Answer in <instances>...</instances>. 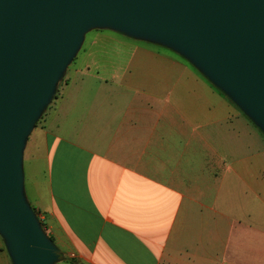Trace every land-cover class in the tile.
Segmentation results:
<instances>
[{
	"label": "crops",
	"instance_id": "1",
	"mask_svg": "<svg viewBox=\"0 0 264 264\" xmlns=\"http://www.w3.org/2000/svg\"><path fill=\"white\" fill-rule=\"evenodd\" d=\"M85 47L22 153L31 206L59 254L264 264L262 132L173 52L108 30Z\"/></svg>",
	"mask_w": 264,
	"mask_h": 264
},
{
	"label": "water",
	"instance_id": "2",
	"mask_svg": "<svg viewBox=\"0 0 264 264\" xmlns=\"http://www.w3.org/2000/svg\"><path fill=\"white\" fill-rule=\"evenodd\" d=\"M91 29L181 54L264 135V0H0V237L11 264L58 260L26 200L22 153Z\"/></svg>",
	"mask_w": 264,
	"mask_h": 264
},
{
	"label": "rangeland",
	"instance_id": "3",
	"mask_svg": "<svg viewBox=\"0 0 264 264\" xmlns=\"http://www.w3.org/2000/svg\"><path fill=\"white\" fill-rule=\"evenodd\" d=\"M100 30H108V29H91V30H89V31H87L85 34H84V36H83V40H82V42H81V44H80V46H79V48H78V50L76 51V53L74 54V56H73V58L70 60V62L68 63V65L66 66V68H65V70H64V72H63V75H62V77L58 80V82H57V84H56V89H55V91H54V95L53 96H55V92H56V95L58 94V92H59V89H60V87H61V85L63 84V82L65 81V78H66V74H67V72L71 69V68H73V67H76L78 64H79V61L82 59V56L84 55V53H83V50L86 48L85 46L87 45V43L89 42V40L90 39H92L93 38V36H94V34H95V32L96 31H100ZM108 31H111V30H108ZM112 32H114V31H112ZM117 33H119V32H117ZM119 34H121V33H119ZM122 36H124L125 38H126V40L127 41H131V42H134V43H136V42H139L141 45H143L144 47H146V46H148V47H150V48H152V49H156V50H159V51H169L170 53L171 52H173V54H175V55H177L178 57H180V59H181V61L183 62V63H185V65L186 66H188V65H190V68L192 67V68H194L195 70H196V72H199L194 66H192L181 54H178V53H176L175 51H173V50H171L170 48H166V47H164V46H161V45H159V44H155V43H152V42H148V41H144V40H141V39H138V38H134V37H130V36H126V35H123V34H121ZM102 50V52H103V54H107V52H105V49L106 48H101ZM111 50H112V48H111ZM95 54L96 55H98L99 54V52L96 50L95 51ZM91 55H94L92 52H91ZM200 73V72H199ZM205 79L209 82V84L210 85H212V86H214L206 77H205ZM225 95V94H224ZM226 96V95H225ZM51 101H52V99L50 100V102L48 103V105L49 104H51ZM47 107V106H46ZM46 110V108L43 110V112ZM43 112H42V114H43ZM42 114L40 115V117L42 116ZM39 121V119L36 121V125L39 123L38 122ZM38 122V123H37ZM28 169H27V167L25 166V164H23V172H24V190H25V195H26V199H27V202H29V205L31 206L32 205V203L33 202H31V194H32V192H34L35 191V189L36 188H32V186L30 187V186H28V184L26 183L27 182V180H28V178H29V175H28V171H27ZM36 215V214H35ZM38 215V214H37ZM36 215V216H37ZM37 218H38V220H39V222H40V224L42 223L43 224V222L42 221H40L41 219H39V217L37 216ZM44 225V224H43ZM42 227V226H41ZM43 228V227H42ZM43 231H44V233L46 234V235H48L47 234V232H46V230H45V227H44V229H43ZM2 240V239H1ZM54 242V241H53ZM54 244H56L55 242H54ZM2 247H3V249L5 250V248H4V245H3V242H2ZM62 251H65V249H61ZM60 250V251H61ZM5 254H7L6 253V251H5ZM8 257V256H7ZM64 256H62V255H60L59 254V256H58V260L56 261V262H54V264H68L69 263V261H65L64 260ZM67 258V257H66ZM8 259H9V257H8ZM6 260V259H5ZM1 263V262H0ZM6 263V262H5ZM9 264H11V261H10V259H9Z\"/></svg>",
	"mask_w": 264,
	"mask_h": 264
},
{
	"label": "trees",
	"instance_id": "4",
	"mask_svg": "<svg viewBox=\"0 0 264 264\" xmlns=\"http://www.w3.org/2000/svg\"><path fill=\"white\" fill-rule=\"evenodd\" d=\"M55 96H56V92H55ZM55 96H52V98H55ZM31 208L33 209V211L35 212V214L37 215L38 212L31 206ZM38 216V215H37ZM41 221V220H40ZM41 226L43 227L44 229V225L41 223ZM50 237V236H49ZM51 238V237H50ZM73 260L70 259V262H72ZM74 262V261H73Z\"/></svg>",
	"mask_w": 264,
	"mask_h": 264
}]
</instances>
